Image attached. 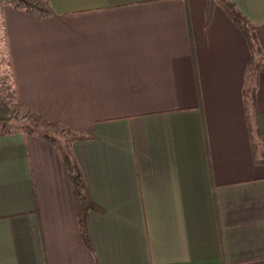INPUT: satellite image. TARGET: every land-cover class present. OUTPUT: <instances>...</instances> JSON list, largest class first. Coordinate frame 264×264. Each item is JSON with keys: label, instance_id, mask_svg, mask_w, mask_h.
I'll list each match as a JSON object with an SVG mask.
<instances>
[{"label": "crops", "instance_id": "1", "mask_svg": "<svg viewBox=\"0 0 264 264\" xmlns=\"http://www.w3.org/2000/svg\"><path fill=\"white\" fill-rule=\"evenodd\" d=\"M0 2L13 101L94 138L74 141L102 211L80 236L48 140L0 134V264H264V164L242 97L249 48L206 0ZM264 61V0H231ZM255 116L264 141V67Z\"/></svg>", "mask_w": 264, "mask_h": 264}, {"label": "trees", "instance_id": "2", "mask_svg": "<svg viewBox=\"0 0 264 264\" xmlns=\"http://www.w3.org/2000/svg\"><path fill=\"white\" fill-rule=\"evenodd\" d=\"M7 2L12 3L16 7L30 9L38 11L40 13L48 12L47 2L41 0H8ZM215 5H219L223 8L229 18L236 24V26L244 34L248 48H249V58L246 63L244 83L242 87V97L246 112V124L248 128L249 138L252 146V151L254 155V161L256 163L264 164V141L258 127V121L255 116V92L258 80L259 70L264 67V61L258 59L259 46L257 45L253 25L234 5L231 0H206L205 6V19L206 23L209 22L212 14V9ZM23 111L26 113L31 122L35 125H43L46 128L60 129L64 133L68 134L69 137L66 141L65 146H61L54 136L50 132H40L32 127L25 125L15 128L8 127V121L11 119L9 111ZM14 132H26L29 134H34L40 136L48 141H50L58 150L61 155L66 168L68 170L69 178L74 187V193L77 201V216L78 224L80 230V236L86 246L91 248V242L88 235L87 228V216L90 210L101 212L102 210L97 207L91 200L86 183L84 181L81 169L78 162L76 161L72 151L71 144L74 141H82L94 138L92 135H81L74 134L69 128L63 125L49 121L43 118L39 113H37L31 106L21 103L19 101H14L10 105V110L2 109L0 107V134H8Z\"/></svg>", "mask_w": 264, "mask_h": 264}, {"label": "rangeland", "instance_id": "3", "mask_svg": "<svg viewBox=\"0 0 264 264\" xmlns=\"http://www.w3.org/2000/svg\"><path fill=\"white\" fill-rule=\"evenodd\" d=\"M0 2L2 1L0 0ZM7 58L8 56L5 51L3 33L0 28V107L2 109L10 110V105L14 101L12 100L13 96L11 95L12 91L9 85L10 68ZM7 115L11 117V119L8 121L7 124L9 128L28 125L40 132H50L51 135L54 136V138L61 146L66 145V141L69 135L64 133L62 130L55 128H46L43 125H35L34 123L31 122L29 116L23 111H19V110L9 111V114Z\"/></svg>", "mask_w": 264, "mask_h": 264}, {"label": "built area", "instance_id": "4", "mask_svg": "<svg viewBox=\"0 0 264 264\" xmlns=\"http://www.w3.org/2000/svg\"><path fill=\"white\" fill-rule=\"evenodd\" d=\"M1 1H5V2H7L8 0H1Z\"/></svg>", "mask_w": 264, "mask_h": 264}]
</instances>
